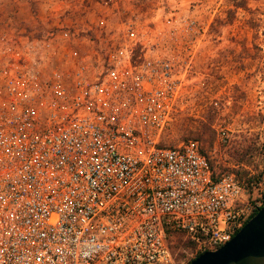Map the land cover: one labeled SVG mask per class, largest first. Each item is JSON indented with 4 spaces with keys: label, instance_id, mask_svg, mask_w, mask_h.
Masks as SVG:
<instances>
[{
    "label": "built area",
    "instance_id": "obj_1",
    "mask_svg": "<svg viewBox=\"0 0 264 264\" xmlns=\"http://www.w3.org/2000/svg\"><path fill=\"white\" fill-rule=\"evenodd\" d=\"M193 25L131 23L75 64L57 53L70 28L2 36L0 264H191L264 207V181L216 175L196 140L164 144L197 69L176 31ZM176 232L191 247L174 252Z\"/></svg>",
    "mask_w": 264,
    "mask_h": 264
},
{
    "label": "rangeland",
    "instance_id": "obj_2",
    "mask_svg": "<svg viewBox=\"0 0 264 264\" xmlns=\"http://www.w3.org/2000/svg\"><path fill=\"white\" fill-rule=\"evenodd\" d=\"M248 5L249 10L234 8L233 0H0V47L4 34L59 38L70 28L71 43L62 42L57 53L66 47L75 64L87 56L94 60L99 40L117 39L131 23L162 26L173 14L193 22L194 28L176 32L182 47L196 41L197 69L164 144L196 140L216 175L264 181V0ZM178 47L169 41L162 53L174 54ZM220 129L229 133L226 142L217 136Z\"/></svg>",
    "mask_w": 264,
    "mask_h": 264
},
{
    "label": "water",
    "instance_id": "obj_3",
    "mask_svg": "<svg viewBox=\"0 0 264 264\" xmlns=\"http://www.w3.org/2000/svg\"><path fill=\"white\" fill-rule=\"evenodd\" d=\"M191 264H264V207L225 246Z\"/></svg>",
    "mask_w": 264,
    "mask_h": 264
},
{
    "label": "trees",
    "instance_id": "obj_4",
    "mask_svg": "<svg viewBox=\"0 0 264 264\" xmlns=\"http://www.w3.org/2000/svg\"><path fill=\"white\" fill-rule=\"evenodd\" d=\"M248 2L249 0H233V7L236 9L249 10ZM172 241L174 242L173 244L174 252L181 251L185 248L191 247V244L187 242V240L185 239V234L181 232L174 233ZM177 247H179V249H177Z\"/></svg>",
    "mask_w": 264,
    "mask_h": 264
}]
</instances>
